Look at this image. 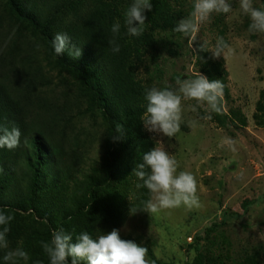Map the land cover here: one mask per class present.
I'll list each match as a JSON object with an SVG mask.
<instances>
[{"label": "trees", "instance_id": "obj_1", "mask_svg": "<svg viewBox=\"0 0 264 264\" xmlns=\"http://www.w3.org/2000/svg\"><path fill=\"white\" fill-rule=\"evenodd\" d=\"M131 3L0 0V125L17 127L22 133L17 148L0 149V211L14 217L8 248L0 249V264L7 251L17 248L28 253L27 262L20 264H49L41 242H49L54 231L63 228L75 243L81 232L93 238L108 234L122 227L131 214L143 211L149 192L134 170L156 143L142 123L149 89L138 79L137 67L158 43L155 32L173 30L184 12L175 9L171 0H151L143 34L133 37L124 24ZM117 22L121 30L114 37L111 27ZM58 33L67 34L81 48L79 59L67 52L55 55L52 40ZM114 38L120 46L118 54L109 44ZM201 47L196 51L197 72L210 81L220 80L228 101L225 62ZM41 54L68 71L75 85L53 88ZM228 110L223 116L214 113L211 121L236 130L247 126L241 110ZM86 113L101 117L104 125L102 161L89 169L91 150L81 132L77 128L68 132ZM254 118L264 125V92ZM117 135L121 139L114 140ZM213 230L209 228L207 234ZM121 239L141 244L131 235ZM205 252H198L192 264H227ZM253 260L251 264H257Z\"/></svg>", "mask_w": 264, "mask_h": 264}, {"label": "rangeland", "instance_id": "obj_2", "mask_svg": "<svg viewBox=\"0 0 264 264\" xmlns=\"http://www.w3.org/2000/svg\"><path fill=\"white\" fill-rule=\"evenodd\" d=\"M171 1L175 9H182L183 18L194 3ZM228 2L232 11L214 13L200 25L191 43L173 30L155 32L158 43L138 63L137 77L148 89L175 88L177 79L202 75L196 68L197 46L206 43L208 49H213L217 39L223 37L232 50L226 58L220 57L229 74L230 99L227 101L222 95L219 114H228L232 107L241 110L248 121L238 130L222 127L202 118L206 115L203 107L193 112L195 102L185 101L180 131L174 138L147 131L156 147L177 160L178 171L194 175L202 205L191 211L181 207L158 213H133L122 227L115 229L121 237L141 239L140 246L148 249L149 264H192L197 253L204 251L206 255L221 257L227 264H251L253 258L257 264H264V125L254 118L264 92V33H250V19L239 10L238 0ZM253 3L264 9L262 0ZM40 58L53 77V88L75 85L72 75L57 68L52 57L41 54ZM193 121L195 127L190 126ZM71 126L68 132L77 128L91 150L86 168L93 163L92 168L99 167L104 152L101 117L86 113ZM224 137L235 141V151L227 145L219 146ZM212 227L214 230L208 235L207 230Z\"/></svg>", "mask_w": 264, "mask_h": 264}, {"label": "clouds", "instance_id": "obj_3", "mask_svg": "<svg viewBox=\"0 0 264 264\" xmlns=\"http://www.w3.org/2000/svg\"><path fill=\"white\" fill-rule=\"evenodd\" d=\"M238 5L241 13L250 19L248 31L253 34L264 33V9L255 7L253 0H238ZM151 9V0H132L124 20L129 36L139 37L143 34L145 12ZM231 11L232 6L228 0H194L189 15L180 19L173 31L182 34L191 43L200 25L207 22L214 13L228 14ZM120 30L119 22L111 27L114 37L119 36ZM109 44L114 54L120 52L115 38L109 41ZM52 48L56 56L67 52L72 59H79L82 54L81 48L72 44L67 34H56L52 40ZM200 50L211 51L215 58H226L232 51L223 37L217 39L213 49H208L204 43ZM223 88L220 80L210 81L202 75L192 79H177L175 88L152 87L145 93L146 111L142 119L144 128L149 132L174 138L180 131L183 102L194 101L195 104L191 108L193 112H196L198 107H203L206 115L202 118L209 120L212 113L219 114L222 111L220 98ZM190 126L195 127V121L190 122ZM116 131H121L120 126H117ZM21 136L19 128L9 129L0 125V149L17 148ZM112 138L121 139L119 135ZM225 145L235 151V141L231 138H222L219 146ZM134 174L143 181V186L149 192L144 212L158 213L181 207L191 211L202 207L194 175L187 171H178L177 160L161 147H155L145 153ZM13 219V216L0 211V249L8 248L7 234ZM72 241L73 235L65 232L63 228L54 231L49 242L42 241L41 246L49 264H69V258L71 264H149L146 259L148 249L133 241L121 239L119 231L115 229L96 238L86 231L81 232L75 237L76 242ZM27 259L28 253L22 248L7 251L3 256L4 264H20Z\"/></svg>", "mask_w": 264, "mask_h": 264}]
</instances>
